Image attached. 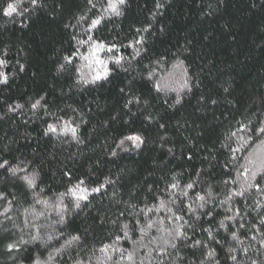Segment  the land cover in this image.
Returning a JSON list of instances; mask_svg holds the SVG:
<instances>
[{
	"label": "trees",
	"instance_id": "obj_1",
	"mask_svg": "<svg viewBox=\"0 0 264 264\" xmlns=\"http://www.w3.org/2000/svg\"><path fill=\"white\" fill-rule=\"evenodd\" d=\"M9 2L13 0H0V57L8 62L0 71L9 77L0 84V158L26 167L27 173L13 176L0 169V192L7 197L0 200V213L9 208L0 215V264H32L37 257L45 264L77 259L85 264H264V207L258 206L264 205V193L250 189L223 203L226 194L245 185L241 165L249 158L258 164L264 160V137L251 131L264 122V0H159L161 8L157 0H127L121 15L104 16L90 33L91 20L103 14L107 0H93L95 7L88 0H38L35 6L23 0L17 14L7 17L2 10ZM144 28L148 31L137 34ZM89 34L119 48L97 53L107 61L108 75L95 82L98 73L103 77L102 66L82 59L89 55V45L73 39L86 40ZM141 36L144 43L136 45V56L126 45ZM65 56L73 62L66 64ZM115 56L123 57L119 65ZM41 97L43 107L33 110L31 104ZM136 97L140 103L128 104ZM16 104L23 107L9 111ZM48 124L57 132L45 135ZM243 124L248 129L238 131ZM231 132L237 136L228 139ZM130 135L143 138L139 148L128 141L117 147ZM224 144L240 151L230 153ZM33 172L39 174L37 187L29 189L20 177ZM80 180L88 188L105 186L67 214L63 225L56 223L59 194ZM173 182L181 187L196 182L202 194L211 189V202L197 211L200 219L192 217V226H185L207 247H192L188 241L187 246L168 247L161 260L158 247L170 239L163 229L176 225L166 209L146 216L142 210L160 200L177 209L179 190L175 196L165 192ZM62 199L71 205L74 198ZM209 210L211 216L201 214ZM149 220L156 226L142 238L140 228ZM221 220L226 228L220 227ZM125 224L128 238L116 241ZM74 234L81 241L56 254ZM33 235L41 239L31 242ZM48 235L53 240L45 245ZM21 238L30 242L9 252L7 245ZM106 244L125 250V256L134 252V261L112 249L102 254ZM211 250L214 259L207 255Z\"/></svg>",
	"mask_w": 264,
	"mask_h": 264
},
{
	"label": "snow or ice",
	"instance_id": "obj_2",
	"mask_svg": "<svg viewBox=\"0 0 264 264\" xmlns=\"http://www.w3.org/2000/svg\"><path fill=\"white\" fill-rule=\"evenodd\" d=\"M23 2V0H13V2H9L6 4V7L3 8V15L7 17H11L14 14H17V7ZM29 2L35 6L38 4V0H29ZM89 4L92 5V7H95V4H93V0H88ZM127 3V0H107L106 6L103 8V14L101 16H98L95 19L91 20V24L89 28L86 30L88 33L91 32V29L95 28L100 22L101 19L104 18V16L107 15H115L119 16L122 14V7L125 6ZM157 8L163 7V5L157 0L156 4ZM27 9H25L26 11ZM91 10V9H90ZM85 19L84 17H80L79 20ZM79 20L77 23H79ZM137 34H139L141 31H148V28L144 29H136ZM73 39L76 40V43L78 45H89V55L88 56H82V59H94L96 64H99L103 68V77L98 73L96 76L93 77L91 82H95L97 80H100L101 78H107L108 75V68H107V61L99 59L97 56V53L100 51H107V52H113L119 51V48L115 44L107 45L104 42L101 41H96L93 39L92 35L89 34L87 36V39H77L76 36H73ZM144 43V38L141 36L139 39L135 40L134 43H129L126 45V47H132L135 50V55L138 56L140 55V51L138 48H136V45H143ZM75 54V53H74ZM3 55H7V53H3ZM113 62L117 65L121 63V60L123 57L121 56H115L112 58ZM65 63L66 64H71L73 62V57L72 56H65L64 57ZM7 60L4 58L0 57V68H5L7 67ZM183 61L179 62L178 66H182ZM64 65H61V68H63ZM19 70L24 71V65L20 64L19 65ZM154 73L149 72L148 73V80L151 81L153 80ZM83 79V77H81ZM9 80V77L6 72L0 71V84H7ZM84 83H89L90 81L88 80H83ZM185 86H187V80L184 81ZM155 88L157 91L160 90V85L156 84ZM123 92L124 90L121 89ZM41 100H43V97L40 99L36 100L34 103L31 104V108L33 110H38L43 107L41 104ZM140 103V98L136 97L134 100L130 99L128 101V104L131 103ZM181 102L180 98L178 97L175 101V103L179 104ZM215 103V101H213ZM23 106L20 104H16L15 107L9 106V111H15L16 109L22 108ZM127 107V104L125 105ZM163 127V125H161ZM248 129L247 124H243L238 131H245ZM63 130V129H62ZM251 131L257 136V137H264V122H261L259 126H253ZM57 128L54 124H48L47 128L45 129V135L48 133H56ZM71 132L73 134V138L75 139V133L76 129L72 128ZM237 136V132H231L228 139H231V137ZM240 139L243 141V137H240ZM131 142L132 145L136 148H139L140 145L144 142L143 138L139 135H130L124 137L121 141L120 144L117 147H121L125 144V142ZM261 144L264 145V139L261 140ZM222 147H225L228 149L230 153H235L240 151V148H232L229 144H224ZM241 147H243V143L241 144ZM169 151H171L169 149ZM112 155H116L115 152L112 153ZM191 158V157H189ZM248 165H252V167H248ZM241 168L243 169V172L239 173L240 175H243L245 177V185H241L238 190L231 191L230 193L226 194L227 195V200L223 201V203H227L228 201H231L234 197H244L245 194L250 190L254 189L258 193H264V185L261 184V180H264V160H261L259 164L257 163L256 160H253L252 158H249L247 160V165H241ZM0 169H3L9 173H11L13 176H16L17 173L19 172H25L27 173V168L26 167H20L19 165L17 166H12L7 159L0 158ZM39 174L36 172H33L31 174H25L21 176L20 178L27 184L29 189H34L37 187L36 184V178ZM65 175H69L68 173H65ZM175 180V178H174ZM110 182V181H109ZM225 185H227L229 182L226 180L223 182ZM104 184L99 185L98 187L94 188H88L85 186L84 181L80 180L78 181L74 186L68 188L66 193H60V202L55 205V207L60 208L61 211L58 213L59 219L56 221V223L63 225L66 222V215L71 213L74 209H79L81 208V202L82 201H87L89 198V195L98 193L101 191L102 188H104ZM176 190H179L180 196L177 197V199L180 200V206L177 209H173L171 207H168V204L164 200H160L159 204L154 206V208H147L146 211L142 210L143 215H147L148 212H153L154 210H159V209H166L168 213H170V216L168 217L169 222L171 224H175L176 227L172 228L171 230L169 229H163L168 237L170 239H165L164 240V246L163 247H158V256L162 260L163 255L167 254V248L170 247L172 249H176L178 247V244H184L187 246L186 242L191 241V246L192 247H207L206 244H204L203 241L198 240V239H193L187 232L186 227L190 228L192 225L190 223V220L192 217H195L196 220L200 219V215H197L198 210H202L206 207L207 204H209L213 198V193L211 189H209L206 192L201 193V191L196 190V182H189L183 187L179 185L178 182H173L171 183L166 189L165 192L169 194V196H175ZM43 191V189H41ZM66 195H71L74 199L71 205L65 204L63 202V197ZM6 194L3 192H0V200H6ZM185 201H188L187 203ZM9 205L11 204V201H8ZM37 203L43 204L47 206L48 201L46 200H37ZM171 204H176V199H171L170 200ZM258 206L264 207V205H260L258 203ZM9 211V208H5L3 213H0V215H3L4 213H7ZM228 211H233L232 208H228ZM185 214H190L189 219H185ZM202 215L205 216H211L212 212L211 210L207 212L201 213ZM236 214H239V211L236 210ZM40 215H43V213H40ZM226 220H231L233 217L231 216H226ZM137 223H140V221H137ZM161 224L163 221L160 222ZM261 224H264V219L261 220ZM154 226H156V222L149 220V222L142 228H140V232L142 234V238L144 235L147 234V230L152 229ZM220 227L221 228H226L227 226L224 223V220L220 221ZM129 225L125 224L123 225V237L117 236L116 241H119L122 238H128L129 236ZM205 231L208 232L209 238H213L212 232L209 229H205ZM63 233H60V236H62ZM233 238H236V233H232ZM59 237H57L58 239ZM41 237L38 235H33L30 237L31 242H36L40 240ZM81 236L79 234H74L71 235L69 239H66L64 243L60 246V248L55 249L56 254H61L67 247H71L74 243H79L81 241ZM53 240L52 235L47 236V240L43 241V243L46 245L49 241ZM30 241L29 240H24L23 238L20 239L19 242H12L7 245V250L9 252L12 251H20V245L21 244H28ZM109 249H112L113 251H120V255L122 259H127L129 262L134 261V252H127L125 256V250H120L117 249L114 244H106L104 245L101 249L100 252L107 253ZM208 257L214 259L215 252L214 250H211L208 252ZM53 255L49 254L48 260L51 261L53 260ZM108 259H111V257H107ZM28 259H32L31 257H28ZM99 257L97 260L99 261ZM231 259L233 261L236 260L235 256H232ZM32 264H45V262H42L39 257L32 259ZM73 264H85L84 260L77 259L73 262ZM88 264H91L89 261ZM116 264H120L119 261L116 262ZM143 264V262H141ZM203 264V262H201ZM218 264V261L216 262Z\"/></svg>",
	"mask_w": 264,
	"mask_h": 264
}]
</instances>
